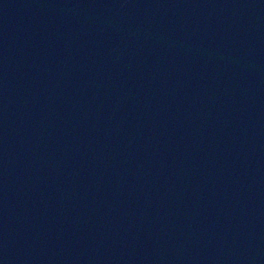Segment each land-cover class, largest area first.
I'll use <instances>...</instances> for the list:
<instances>
[{
	"label": "water",
	"instance_id": "1",
	"mask_svg": "<svg viewBox=\"0 0 264 264\" xmlns=\"http://www.w3.org/2000/svg\"><path fill=\"white\" fill-rule=\"evenodd\" d=\"M0 264H264V0H0Z\"/></svg>",
	"mask_w": 264,
	"mask_h": 264
}]
</instances>
